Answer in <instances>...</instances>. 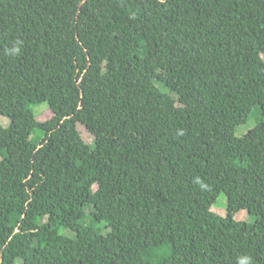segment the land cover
Listing matches in <instances>:
<instances>
[{
	"label": "trees",
	"instance_id": "16d2710c",
	"mask_svg": "<svg viewBox=\"0 0 264 264\" xmlns=\"http://www.w3.org/2000/svg\"><path fill=\"white\" fill-rule=\"evenodd\" d=\"M261 55L264 0H0V264H264Z\"/></svg>",
	"mask_w": 264,
	"mask_h": 264
},
{
	"label": "rangeland",
	"instance_id": "374dc122",
	"mask_svg": "<svg viewBox=\"0 0 264 264\" xmlns=\"http://www.w3.org/2000/svg\"><path fill=\"white\" fill-rule=\"evenodd\" d=\"M263 61H264V55H261ZM33 108L34 115L37 120L39 121H47L52 118V112L48 105L46 103H41L39 105H36ZM0 125L3 128H8L10 126V120L7 117L0 116ZM248 125H238L235 128V134L236 136L242 137L245 133L249 130ZM80 131L82 132L84 140L92 147V138L88 135L84 129L80 128ZM211 211L217 214L220 217H226L227 216V198L224 193H220L214 203V205L211 207ZM251 215L246 210H241L238 213L234 215V219L236 221L240 222H246L251 223L253 219H251ZM21 264V263H20Z\"/></svg>",
	"mask_w": 264,
	"mask_h": 264
},
{
	"label": "clouds",
	"instance_id": "9594fccd",
	"mask_svg": "<svg viewBox=\"0 0 264 264\" xmlns=\"http://www.w3.org/2000/svg\"><path fill=\"white\" fill-rule=\"evenodd\" d=\"M17 43H19V41H17ZM13 53L18 54L19 53V48L18 47H14L12 49ZM241 264H250V262L248 261V259L246 258L244 261H241Z\"/></svg>",
	"mask_w": 264,
	"mask_h": 264
}]
</instances>
